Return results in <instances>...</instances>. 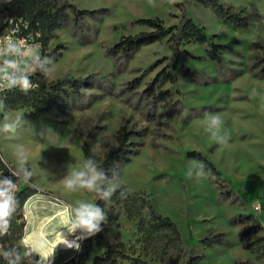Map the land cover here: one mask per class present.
Returning <instances> with one entry per match:
<instances>
[{"label":"rangeland","instance_id":"rangeland-1","mask_svg":"<svg viewBox=\"0 0 264 264\" xmlns=\"http://www.w3.org/2000/svg\"><path fill=\"white\" fill-rule=\"evenodd\" d=\"M68 1L78 9L99 12L52 32L47 50L57 49L62 54L53 61L48 78L93 75L94 86L73 100L64 94L72 105L66 111L53 108L40 113L33 106H24L0 113V120L3 115H22L15 132L0 133L6 160L15 165L14 150L22 144L40 184L65 195L71 201L70 209L78 202L95 203L96 193L68 192L61 180L86 161L82 149L85 136L90 138L92 151L103 155L115 142L118 128L129 119L136 129H145L146 135L139 152L120 165V176H115L118 186L128 194L146 193L154 208L176 223L182 253L203 254L201 264H239L247 259L262 264L244 247L241 225L234 220L240 214H252L264 227V75L254 66L261 54L251 49L253 42L264 41V0H222L238 10L247 9L250 25L245 28L226 24L197 0H153L152 4L149 0ZM185 12L211 39L228 47L222 64H214L206 45L193 41L183 42L176 55L169 37L144 46L128 60L107 53L122 36L149 29L137 23L138 19L159 17L171 27L180 23ZM174 63L178 81L163 88L172 90L178 105L174 101L149 104L143 89L162 68ZM187 69L194 75L186 74ZM136 77L140 84L128 88ZM150 112L154 117L148 118ZM213 115L223 121L221 135L226 143H218L205 131L206 121ZM193 151L213 162L225 188L216 176L188 175L201 162L190 155ZM226 190L232 191L230 197ZM21 212L24 215L25 209ZM211 239H215L212 246L207 243ZM117 241L135 244L137 254L164 264L165 233L147 246L136 221L125 213L107 225L94 255ZM177 252L171 248L164 256L173 257ZM177 264H183L182 257Z\"/></svg>","mask_w":264,"mask_h":264},{"label":"trees","instance_id":"trees-1","mask_svg":"<svg viewBox=\"0 0 264 264\" xmlns=\"http://www.w3.org/2000/svg\"><path fill=\"white\" fill-rule=\"evenodd\" d=\"M197 1L211 8L218 17L232 27L245 28L250 25V15L247 9L238 10L232 5L223 3L222 0ZM98 12L96 10L78 9L68 0H0V34L4 29L5 19L13 16H25L35 30L42 32L43 56H49L53 61H57L62 53L57 49L53 51L47 50L52 32L65 28L73 22L78 24L86 16H95ZM137 23L145 25L149 29L136 34L122 36L115 44L108 47L107 53L110 56L115 59L124 58L128 60L144 46L169 37L173 47H175L176 55L179 54V48L183 42L193 41L206 45L207 54L214 64H222L225 60L224 52L228 47L211 39L204 32V28L196 23L186 12L183 14L180 23L171 27H167L159 17L140 18ZM251 49L261 54L254 66L259 67L262 75H264V41L257 40L253 42ZM176 66V63H174L172 67L162 68L154 79L147 83L142 91L146 102L155 105L157 102L169 104L174 101V104L178 105V102L173 100L172 90L163 88L167 83H177ZM185 73L190 76L194 75L191 69H187ZM31 79L39 87L31 90L27 95L18 90L12 91L6 99L7 110L33 106L40 113L48 112L53 108L66 111L72 105L67 101L64 94L72 97L73 100L84 96L87 90L94 86L93 75L87 77L67 75L58 80L50 81L48 75L45 76L37 72ZM140 82V78L136 77L129 82L128 88L134 89ZM151 117H154V114L150 112L148 118ZM131 124L129 119L124 120L115 134V142L108 146L103 155H98L92 151L91 141L88 136L83 139L82 149L85 159H95L106 170L109 178L120 176V165L130 161L131 156L138 153L139 147L144 144L146 130L136 129ZM190 155L197 156L203 162L206 166V173L216 176V181L219 182L221 188L226 187L225 180L221 177V172L212 161L200 152L193 151ZM33 182L32 177L31 183L33 184ZM37 192L36 188L28 185L17 194L20 206L13 217L10 234L3 238L5 244H17L23 238L25 222L23 221L24 215L21 209L25 202ZM225 194L230 197L232 191L226 190ZM95 204H99L104 209L107 215V222L102 224L101 232L82 242L78 264H121L123 260H128L129 264H158L152 263L142 257L141 254H137L135 244L129 246L123 241L108 244L103 252L94 255V247L103 239L104 234L107 232V225L117 222L124 213L129 219L136 221L137 231L144 234L145 245L147 244V246L155 241L158 236L165 233L166 241L162 251L164 264H177L181 257L183 264H201L204 258L203 254L196 252L189 254L187 251L182 253L181 235L176 223L171 218L159 213L146 193L128 194L123 186H118L110 200L104 201L97 198ZM18 220L21 221L18 222ZM234 222L241 225L239 236L240 240L244 242V247L264 264V227L252 214H240L235 218ZM217 236L215 235V238ZM214 240L211 239L210 242H206L212 246ZM171 248H177L178 252L173 257H165L164 254ZM36 259H39V257L37 256ZM0 264H4L2 259H0ZM239 264L254 263L247 259L241 260Z\"/></svg>","mask_w":264,"mask_h":264},{"label":"clouds","instance_id":"clouds-1","mask_svg":"<svg viewBox=\"0 0 264 264\" xmlns=\"http://www.w3.org/2000/svg\"><path fill=\"white\" fill-rule=\"evenodd\" d=\"M152 4L153 0H149ZM27 28V24L24 25ZM19 26L13 30L18 32ZM38 35V34H37ZM30 39V37H29ZM38 43H29L25 38H13L8 35L0 39V93L18 89L24 95L38 88L31 77L39 72L47 76L51 71L53 59L42 56ZM7 111L5 98L0 96V113ZM22 122V115H3L0 120V133H13ZM223 121L218 115H213L206 121L205 131L210 132L212 138L218 143H226V137L221 135ZM15 166L0 157L11 173V177L0 176V241L10 234L12 220L20 206L17 192L20 184H31L33 173L29 168V153L24 145L20 144L14 150ZM205 165L200 162L195 169H190L188 175L197 177L207 175ZM116 177L109 178L106 170L92 158L82 163L78 170H70L69 174L61 180L63 187L68 192L87 190L97 194L100 200H110L118 184ZM71 220L69 231L78 233L77 241L87 240L102 231V224L107 222V215L99 204L78 202L77 206L70 209ZM71 246V245H69ZM77 250L80 243L75 244ZM39 259H36V257ZM39 246L27 245L21 239L17 244L0 243V259L4 264H44L49 259Z\"/></svg>","mask_w":264,"mask_h":264},{"label":"crops","instance_id":"crops-1","mask_svg":"<svg viewBox=\"0 0 264 264\" xmlns=\"http://www.w3.org/2000/svg\"><path fill=\"white\" fill-rule=\"evenodd\" d=\"M0 148H1V143H0ZM2 152V151H1ZM3 154V153H2ZM4 157V155H3ZM4 159L6 160V158L4 157ZM7 161V160H6ZM8 163H11L9 161H7ZM30 170L32 171L33 173V187L36 188L38 190L37 193H35L34 195H32L28 200H27V203L29 200L31 199H41L42 200H45L44 202H46V205L43 204L40 200L39 202H37V205L33 206V208L31 210L27 209L25 210V214H24V218H25V230H24V243L27 244V245H37L35 244L33 238L34 237H31V239L29 241L26 240V236L30 235V233L32 234L31 231H33V226H34V223L37 222V220H41L43 217H46L48 215H54L55 212L54 210L55 209H59V206L60 204H67L69 206V212L66 214V217H64L63 215H58L56 217V220L53 221L50 220L49 223H48V226L46 227V232H48V235L51 236L52 238L54 236H56V240L51 243V242H48L47 243V249L44 250V248H40L41 252L45 255V256H49L48 254H50V258L48 259V261H51L53 259V256L56 255V253H60V255L56 256L54 258V263H59L60 261H63L64 260V256L61 255L62 254V249L60 248V243L61 241L72 234V232L69 231L68 227L70 226V220H71V211H70V205H71V201L69 199L66 198L65 195H62L61 193L57 192L55 190L54 187H50V186H43L42 184H40L39 180H38V176L37 174L34 172V169L32 167V165L30 164ZM41 196V197H40ZM47 197V198H46ZM46 198V199H45ZM50 201H55L56 204L58 205H55L50 202ZM49 203V204H47ZM43 205V206H42ZM38 207V208H37ZM55 208V209H54ZM37 209V210H36ZM35 211V213H33ZM39 212V213H38ZM54 212V213H53ZM40 214V215H39ZM35 215V217H34ZM41 216V217H40ZM69 217V218H68ZM59 218V219H58ZM65 218V219H64ZM67 218V219H66ZM33 221V222H32ZM32 222V223H31ZM56 224V225H55ZM55 225V226H54ZM59 225V226H58ZM31 226V227H30ZM51 226V227H49ZM53 226V227H52ZM61 226V227H60ZM67 226V227H66ZM55 228V229H54ZM52 230H54L52 232ZM51 231V232H50ZM53 233V234H52ZM68 233V234H67ZM55 234V235H54ZM53 235V236H52ZM31 242V243H30ZM33 242V243H32ZM59 242V244H57ZM57 244V245H56ZM52 246V247H51ZM57 247V248H56ZM59 247V248H58ZM56 250H55V249ZM52 250V251H50ZM48 253V254H47Z\"/></svg>","mask_w":264,"mask_h":264},{"label":"built area","instance_id":"built-area-1","mask_svg":"<svg viewBox=\"0 0 264 264\" xmlns=\"http://www.w3.org/2000/svg\"><path fill=\"white\" fill-rule=\"evenodd\" d=\"M27 24V28L24 27V25ZM17 26H19V31L18 32H13L14 29L17 28ZM38 34V35H37ZM8 35H13V38H25L28 39L29 43H38L41 47L39 49L40 54L43 56V48H42V32L40 30H35L29 19L26 18L25 16H13V17H9L7 19H5V26L4 29L2 31V33L0 34V39H2L5 36ZM30 37V39H29ZM36 75V73L32 76L34 77ZM31 77V78H32ZM14 90H18V89H13L11 91H6L4 93H0V96L6 99L8 98L9 94L14 91ZM19 91V90H18ZM0 157H3V154L1 152V148H0ZM4 159V157H3ZM5 160V159H4ZM9 166L14 167L15 165L8 163ZM0 176H8L11 177V173L9 172L8 168L4 166L3 163H0ZM13 180H15V177H11ZM29 184H20L19 188H18V192H21L25 187H27ZM31 186H33V184H30ZM26 205H27V201L25 202V204L23 205V209L26 210ZM77 236L78 233H72L71 235L65 237L61 243H60V248L62 249V253L64 254L65 252H70V254L68 256H64V260L60 261L59 263H54V258L58 255H60V253H56L55 256H53V259L51 261H46L44 262V264H78L79 260H80V254H81V246H82V242L83 241H77ZM23 241L25 240L24 235H23ZM79 242L80 243V249L77 250L75 248V244ZM0 243H4L3 240L0 241ZM71 245V246H69ZM61 254V255H63Z\"/></svg>","mask_w":264,"mask_h":264},{"label":"bare ground","instance_id":"bare-ground-1","mask_svg":"<svg viewBox=\"0 0 264 264\" xmlns=\"http://www.w3.org/2000/svg\"><path fill=\"white\" fill-rule=\"evenodd\" d=\"M41 197V196H40ZM47 198V197H46ZM45 198V199H46ZM39 200L41 201V199L39 198V199H37V198H33V199H31V200H29L28 201V203H27V205H26V208L27 209H29V210H31L32 208H33V206L35 205H37V202H39ZM43 201V202H42ZM41 202L43 203V204H45V206H47L46 205V202H44L45 200H42ZM50 202H52L53 204H54V206L55 205H58V204H56V202L55 201H50ZM47 204H49V203H47ZM43 206V205H42ZM47 207H49V205L47 206ZM38 208V207H37ZM34 209V208H33ZM55 209V208H54ZM37 210V209H36ZM54 212H55V214L53 215H48V216H46V217H43L41 220H37V222L36 223H34V226H33V231H31L32 232V234L30 233V235H28V236H26V240L27 241H29L30 239H31V237H34L33 238V240H34V242H35V244H37L36 246H39L40 248H44V250L45 249H47V243L48 242H51V243H53L55 240H56V236H54L53 238L51 237V236H49L48 235V232H46V227L48 226V223H49V221L50 220H52L53 219V221L54 220H56V217L58 216V215H63L64 217H66V214L69 212V206L67 205V204H65V203H63V204H60V206H59V209L57 210V209H55L54 210ZM53 212V213H54ZM33 213H35V211L33 212ZM39 213V212H38ZM40 215V214H39ZM34 217H35V215H34ZM41 217V216H40ZM59 217V216H58ZM69 218V217H68ZM59 219V218H58ZM65 219V218H64ZM67 219V218H66ZM33 222V221H32ZM31 222V223H32ZM70 222V221H69ZM56 225V224H55ZM54 225V226H55ZM59 226V225H58ZM31 227V226H30ZM49 227H51V226H49ZM53 227V226H52ZM61 227V226H60ZM67 227V226H66ZM55 229V228H54ZM48 230V229H47ZM54 230H52V232H53ZM51 232V231H50ZM53 234V233H52ZM68 234V233H67ZM55 235V234H54ZM53 236V235H52ZM31 243V242H30ZM33 243V242H32ZM57 244H59V242L57 243ZM56 244V245H57ZM52 247V246H51ZM57 248V247H56ZM59 248V247H58ZM55 249V248H54ZM56 250V249H55ZM50 251H52V250H50ZM48 254V253H47ZM48 255H50V254H48ZM50 258V257H49Z\"/></svg>","mask_w":264,"mask_h":264}]
</instances>
